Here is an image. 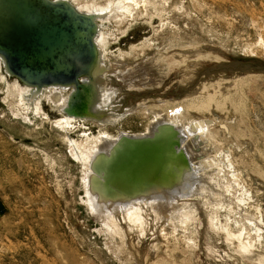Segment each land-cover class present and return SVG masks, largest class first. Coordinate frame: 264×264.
<instances>
[{"label":"rangeland","instance_id":"374dc122","mask_svg":"<svg viewBox=\"0 0 264 264\" xmlns=\"http://www.w3.org/2000/svg\"><path fill=\"white\" fill-rule=\"evenodd\" d=\"M82 1L97 6L107 2ZM165 4L163 14L153 12L156 15H140L139 19H132L124 30L114 22L100 24V29L109 31L106 46L111 51V57H119L117 63L120 59L123 62L126 59L125 62L130 66L139 63L136 60L139 56H134V47L146 46L145 40L154 37L157 26H161L160 29L164 27L169 34L171 32L166 41L172 40L174 43L163 49L159 47L161 41L155 39L156 47L150 49V54L145 58H161L164 63L169 62L166 76L151 88L129 92L131 101H128L130 99L126 94L127 98H124L128 103H137V106L141 103V107L144 101L148 105L155 104L154 98L161 97L167 100L161 105L173 104L176 99H182L193 90L189 83L194 78L193 73L195 76L201 74L195 83L210 82L213 79L217 81L219 78L232 80L227 84L224 81L217 84V87L223 86L218 95L227 103H216V111H213L212 116L207 114V119L215 117L219 123L224 124L215 121L211 138L208 137L213 151L219 152L221 160L216 175L210 180L208 176L206 178L214 190L219 191L214 195L211 193L206 205H200V231L191 227L192 232L187 234L190 236L195 232L191 236L201 244V250L196 248L195 253L187 250L191 242L188 241L186 246L187 241L182 238L178 241L170 238L168 242L183 252L184 260L182 255L181 258L184 264H259L240 255L236 249L237 244L223 234L218 235L209 221L217 209L223 222L228 219L240 220L239 228L242 223H248L246 219L256 212L225 192L229 181L233 180L230 174H235L232 164L228 163L229 159L238 160L236 168L244 172V179L255 196L249 201L258 204L264 216V172L259 171L263 167L255 153L260 149L259 156H264V72L241 69L243 62L264 65V0H169ZM111 31L119 32L110 36ZM188 51H194L193 56L199 52L210 57L200 59L196 55V58L192 57L187 62L189 66L186 63L178 68L177 59L182 53L188 54ZM120 54L125 55L121 57ZM174 54H178V58ZM110 62L107 61L111 67ZM227 64L229 67H234L232 64L240 65V68L224 70ZM218 67L222 69L216 70ZM3 72L0 70V264H149L146 257L154 251L153 238L155 234L161 236L163 225L160 226L152 217L146 216L142 226L136 227L133 224L132 229H126L124 237L127 245L121 260L117 256L119 251L109 250L106 243L109 237H115L111 234L107 237L99 231L100 220L90 212L83 200L86 196L81 186L83 165L70 152L67 137L83 141V133L88 131L89 135L97 134L101 125L81 120L72 130L58 128L52 120L62 114L61 105L55 106L52 100L42 95L39 97V105V98L32 103L26 97L31 108L28 119L17 116L11 106L16 102L13 98H7V84L11 85L14 77L6 75L8 78L4 81ZM36 105L40 106V112ZM143 108L140 109L144 111ZM141 112L127 115V118L124 115L118 129L130 133L143 132L152 114L146 112L144 117ZM226 120L228 125L225 124ZM111 132L115 134L116 128L111 129ZM227 154H231L230 157L226 158ZM234 186L238 189L235 183ZM219 192L221 195H218ZM227 211L230 212L226 214ZM172 229L168 227V230ZM206 239L215 245L212 252L205 245ZM134 252L144 254L140 253V258H136ZM171 255L155 260H162L157 264H179ZM155 260L151 264H155Z\"/></svg>","mask_w":264,"mask_h":264},{"label":"bare ground","instance_id":"6f19581e","mask_svg":"<svg viewBox=\"0 0 264 264\" xmlns=\"http://www.w3.org/2000/svg\"><path fill=\"white\" fill-rule=\"evenodd\" d=\"M67 1L74 4L80 12L97 16L99 32L96 36V43L100 48L102 60L104 61L103 64L105 65L99 73L100 80L97 90L99 92V97H95L94 101L102 110L101 118L87 119L67 115L64 112V107L67 105L71 89L45 86L40 93H37L33 86L25 85L16 77H14L11 85L7 84L9 91L7 98H13L14 102H16V104H11L14 113L17 116L28 119L31 108L26 99L28 98V101L33 103L41 95L42 97L47 96L50 101L52 100L55 106L59 107L61 105L62 114H60L59 118L52 120V122L55 123L58 128L63 127V129L67 131L74 129L76 126L75 124L81 122V120H84L82 122H85V120H87L86 122H92L91 124H100L101 130L99 133L89 135L90 132L88 134L87 131V133H83V141L74 140L70 137H67V139L70 152L76 159H79L83 165L81 186L86 193L83 200L87 204L90 212L95 215L97 220H100L101 226L99 231L107 237L109 234L115 237H109V239L106 240L108 249L115 250V252L119 251L117 252V256L123 260L124 248L127 245V241L124 237L126 235V229H132L134 226L133 224H135L136 227L139 225L142 226L144 217L150 216L160 226L163 225L164 228L162 227V232H160L161 236L156 234L155 237L153 236L154 243L152 248L154 251L151 254L149 253L150 255L146 257L147 263L151 264L155 258L157 260L172 254L177 263L184 264L183 260L185 255H183V252L179 251L178 248H174L173 244L168 242V239L173 238L175 241H178L179 238L183 240L186 239V246L188 241L189 243L191 242L187 250L194 253L196 252L195 249L199 248L201 245L191 236L195 232L190 234V236H188V232H192L191 227L197 229L198 232L200 231L199 225L202 220L199 211L201 209L200 205H206L207 200H209L208 197L212 196L211 193L214 195L219 191L218 189L214 190L209 180L213 178V175H216L215 173L218 171L216 169H218L220 165L219 161L221 160L219 152L213 151V145H211L208 140V137L211 138V133L214 129L213 125L219 122L215 117L212 118L213 121L207 119V117H209L210 114L212 116L213 111H216V103H222L218 105H223L226 102L221 100V96L218 95V92L223 86L217 87V84L223 81L225 82L224 84H227V82L232 80L226 81L219 78L217 81L213 79L210 82L200 81L195 83L197 81L196 79L201 74H196L195 76L193 73L192 77L194 78H192L193 80L191 79L193 82H189L192 84L191 88L193 90L187 94L188 96L186 95L183 97V95L182 99L175 100V103H173L174 105L168 103L167 106L161 105L167 100L161 97H155V104L151 103L152 106L151 104L148 105L145 101L142 103V106H144V111H142L140 109L142 106H139L141 103H138V106L136 105L137 103H128V101L132 99L129 92L136 90L144 91L147 87L151 88L157 81L166 76L165 74L169 67V62L164 63L161 58L153 59L150 57L146 60L145 58L150 54V49L156 47L157 44L155 43V39L161 41L159 47H164L163 49L169 47V44L174 43L172 40L169 42L166 41L167 36L171 35V32L169 34L164 27H162V30L160 29L161 26L159 28L157 26V29L155 28L156 34L154 37L145 40L146 46L134 47L136 49V55L134 56H139V58L136 59L139 63L130 66L125 62L126 59L124 62L120 59V62L117 63L116 60H119V57H117V59L111 57V51L106 46L109 40V31H106L105 28L103 30L100 29V24L102 23L103 25L106 22H114L121 27V30H124V27L130 23L132 19L138 18L140 15L146 17L152 16L154 13L161 15L166 9L165 2L169 3V0H164V3L159 0H107L106 3L98 6L89 2L85 3L82 0ZM118 32L119 31H111L110 36H112L113 33V35H117ZM191 51H188L189 55L187 53H182L180 58L177 57L178 54H174L175 57L179 59H177V61H179L178 68L189 62L190 58L196 55H198L196 57L200 59H207L209 56L204 53L200 54L197 52L198 50L196 51L197 54L193 56L194 51ZM190 52L192 54H190ZM120 55L124 57L125 54ZM106 60L108 63L109 61L112 62L111 67ZM194 65L197 64L194 63ZM258 66L259 63L243 62L241 69L255 73H257L258 70L264 72V65L261 64V67ZM196 67H198V65ZM0 70L4 71V63L1 57ZM217 70L219 71V69ZM191 73L190 71L189 74ZM3 75L2 79L4 81L8 78L7 76L12 77L5 73V71ZM181 80L180 82H182ZM25 93H28V96H25ZM126 94L128 95V99L131 98L128 101L125 99L127 98ZM173 98L174 96L172 99ZM37 101L39 105L40 98ZM213 101L215 104L211 103ZM156 102L158 103L156 104ZM21 105L24 107L21 108ZM38 105H36V108L40 112L41 108ZM169 108H171V110H169ZM139 111H142L141 114H143V116L146 115V112L152 114V116L148 118V125L143 132L130 133V131L118 129V127L122 125L124 115L126 117L127 115L139 113ZM207 114L209 115L207 116ZM228 120H226L225 123L227 125ZM219 124L224 123L220 122ZM114 128L117 130L115 134L111 132V129ZM203 143L205 145H203ZM123 147L127 148V150L123 149ZM219 150L220 149H218V151ZM259 151L260 149L255 152L259 158L258 162L261 163L263 167V169L261 168L259 171L264 172V156L263 158L260 157L261 155L259 153L261 151ZM227 155L226 158L230 157L231 154ZM169 158L170 161L166 162ZM125 159L126 161L123 163ZM113 160H118L117 164L116 162L112 163ZM149 160L152 162L155 160L157 162L153 168L154 171L159 170L162 166L161 164L166 162L160 169L161 171L159 170L160 173L164 172V174L161 173L162 175L160 177L155 175L153 178L146 174L142 178L141 175L144 172L143 170L153 166L152 162ZM223 160L224 158H222V161ZM229 160L228 163L230 162L232 164V169L235 174H230L232 175L230 178L233 180L229 181L230 183L226 189L224 188L225 192L228 193L227 195L229 196L232 195L236 197V200H239L240 203L243 202L244 206L248 205V208L250 207L256 212L248 217L249 220L246 219L248 223H242L239 225V228L237 227L239 224L238 221L240 220L228 219L223 222L220 218L221 214H219V210L217 211V209L214 211V217L211 218V221H209V218L208 221L210 222V226L214 227V230L218 232V235L223 234L232 240V243L237 244L236 249L240 255L244 258L248 257L259 264H264V255L262 251V249L264 250V216L262 215V209H260L258 204L254 205L249 201L251 198H255V196L252 194L251 188L248 187L246 179H244V172H239L238 168H236L238 166V160ZM134 174L136 175L135 177ZM206 176L209 177V180H207ZM138 180L143 182L142 194H139V196L134 195V197H129L133 189L125 192L121 191L119 188L125 185L130 186L134 182H138ZM213 180L215 181V178ZM120 181L123 182V185H121L122 183ZM124 182L126 183L124 184ZM234 183L237 185L238 189L234 186ZM219 193L218 195H221V193ZM109 195H112L113 199H106ZM218 204H220V202ZM230 211H233V209L230 208ZM230 211H227L226 214ZM168 227H172L173 229L168 230ZM142 231H144V228ZM205 241L206 247L212 252L215 245L212 241L207 239ZM199 250L201 249L199 248ZM140 253H142V255L144 254L143 252ZM140 253L134 252L136 258H140ZM181 255L183 256V260ZM156 260L155 264L162 262V260L159 262H156Z\"/></svg>","mask_w":264,"mask_h":264},{"label":"water","instance_id":"95a60500","mask_svg":"<svg viewBox=\"0 0 264 264\" xmlns=\"http://www.w3.org/2000/svg\"><path fill=\"white\" fill-rule=\"evenodd\" d=\"M98 32L97 16L80 12L67 0H0V57L5 73L33 86L37 93L45 86L71 89L64 107L69 116L101 118L102 110L94 101L99 97V73L105 65L96 43ZM232 66L227 64L224 70L240 68ZM156 163L154 160L153 166L143 170L142 178L146 174L152 178L164 174L161 168L153 170ZM142 185L138 180L119 188L125 192L133 189L129 197H134L142 194Z\"/></svg>","mask_w":264,"mask_h":264}]
</instances>
